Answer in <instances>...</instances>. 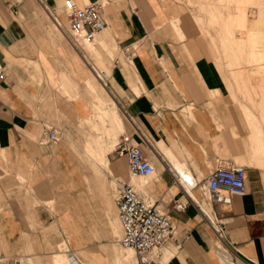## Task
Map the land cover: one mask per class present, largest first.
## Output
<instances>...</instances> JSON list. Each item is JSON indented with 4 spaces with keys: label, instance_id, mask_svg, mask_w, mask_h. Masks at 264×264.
<instances>
[{
    "label": "crops",
    "instance_id": "0c3cea01",
    "mask_svg": "<svg viewBox=\"0 0 264 264\" xmlns=\"http://www.w3.org/2000/svg\"><path fill=\"white\" fill-rule=\"evenodd\" d=\"M69 1L82 6L94 0H0V259L23 256L54 264L57 256L72 255L86 264H119L120 245L107 252L109 261L84 251L106 242L108 222L113 236L119 232L114 193L121 180L111 177L127 174L126 159L106 155L101 142L86 141L91 132L85 125L97 99V115L105 113L103 121L113 129L123 127L115 99L125 112L124 133L154 165L152 175L135 178L136 189L174 225L173 237L148 254L153 264H264L258 179L247 174L245 192L230 195L229 203L211 198L204 186L217 165L235 159L264 170V145L254 136L258 123L251 118L259 111L242 107L249 127L243 156L245 134L236 110L225 95L211 93L223 79L236 92L232 61L209 59L210 46L218 52L214 38L207 48L193 23L188 27L182 13L172 16L159 0H103L100 48L112 53L107 45H134L135 53L113 65L101 89L83 57L88 52L77 51L62 30ZM179 18L185 36L180 41L169 24ZM197 29L209 35L199 22ZM44 124L58 131L55 142L47 139ZM182 175L195 186L186 188ZM186 199L185 209L173 207Z\"/></svg>",
    "mask_w": 264,
    "mask_h": 264
},
{
    "label": "rangeland",
    "instance_id": "374dc122",
    "mask_svg": "<svg viewBox=\"0 0 264 264\" xmlns=\"http://www.w3.org/2000/svg\"><path fill=\"white\" fill-rule=\"evenodd\" d=\"M159 1L162 4L166 5L168 9L172 10V16L176 11L182 13L183 18L188 22V27L189 23L192 22L195 27L196 38L200 39L207 48L209 47L210 37L214 38V43H216V45L218 46V52L213 45L212 47L210 46V49L214 51L211 55H215V57L209 55V59L213 60V62L215 63L216 61L214 59H216L218 55L219 59H230L232 61L230 69L233 84L232 88L236 92L234 94L230 93L228 85L226 83L227 81L224 82L223 79L221 80L219 86H216L211 90V93L212 95H225L227 97L226 104L232 109L236 110L237 115L234 118H236L237 122L242 126L243 132L245 134L243 135L245 149L243 156L247 155V143L245 141L248 140L247 134L249 132V127L245 120L246 115L244 114V111L246 110L242 107H252L256 108L254 109V111H259L258 113L260 114H258V117L251 118L254 119V123H258V131L254 133V136H256V139L258 138L260 143L264 145V21H258L256 25H253L254 19H256V17H259L258 13L261 10L264 11V0H206L208 3V7L206 6V4L201 3L203 2V0H199L200 3H197L196 0L195 2L194 0ZM212 11L215 13L213 14ZM217 13H224L228 16V18H220ZM198 22L202 25V27L206 30V33H208L209 35L205 36L204 34L199 32V30L197 29ZM169 24L172 28V31L179 38H177L179 41L185 37L181 35L182 27L180 18L177 21H169ZM176 25L177 27H179V32H177L176 30ZM55 29L60 37L64 38L63 35H61V33L58 31V29ZM98 37L99 36H97L96 39L91 43L79 42L77 51L79 50L82 53V51L80 50L82 48L86 52H88L86 55H83V57L88 62V67L91 71L92 69L90 66L95 64L94 66L98 67V69L105 70L108 74H110L111 77V70L113 67L114 59L117 58L120 62L124 63L123 60L124 58L126 59V57L123 54L122 50L110 47L109 45H107V47L112 51V53L108 52L107 49L102 50L98 44ZM95 48L96 50H94ZM214 69L218 70L217 65ZM218 74H221L220 71L218 72ZM92 78L94 79V76H92ZM95 83L97 86L103 89L102 87L104 86L100 85V82L99 84L95 80ZM90 91L94 94L92 88H90ZM96 101L97 99L91 102L93 113L90 117H88V121H86L85 123L86 127L91 132V135L87 136L86 141L95 140L99 142V144L101 142L106 149V155L108 153L114 155L115 153L111 150L114 143L118 140V136H120L121 133L124 132L129 133L128 130H125V123L127 124L125 112L123 106L117 103V101L114 99L117 106L116 111L123 120L124 125L123 127H120L121 125L117 126L116 123V126L118 128L113 129L111 123H109L108 121H103L105 113H101V117L97 115V113L101 112V110H99L98 108L95 109L94 106H92V104ZM235 162L238 165H245L247 167V174L250 176L251 180L256 181L258 179V185H260L262 188L264 198V170L251 166L249 164H243L237 159H235ZM100 166L106 167L101 164ZM225 166L229 165L225 164ZM105 170L107 171V169ZM126 175V171L122 172L119 176L117 173H112L111 179L113 178L114 180L118 179L126 181ZM131 183L136 188L138 187L136 179H131ZM114 213L117 219L116 209ZM117 223L119 227L118 234L116 233L113 236L112 224L111 222H108V228L104 229V233L102 235V238L106 242L102 244L92 245L93 247H88L86 250H84L87 253L88 257L101 254L104 259L108 261L110 260L107 252L111 247L119 246V242L114 241L117 240L121 234L118 219ZM96 238L99 237L96 236ZM58 244L55 245V251L57 250ZM68 252L73 253L72 250H69ZM118 255L120 258L118 261L119 264H138L137 256L131 249L119 247ZM66 256L67 255L57 256L54 260V264H86L81 263L78 259L75 258V256L71 255V259L67 258ZM48 260L49 259L42 260L40 258L24 259L23 256L8 260L7 257H5L4 259H0V264H16L17 261L22 264H48Z\"/></svg>",
    "mask_w": 264,
    "mask_h": 264
},
{
    "label": "built area",
    "instance_id": "2783aa9c",
    "mask_svg": "<svg viewBox=\"0 0 264 264\" xmlns=\"http://www.w3.org/2000/svg\"><path fill=\"white\" fill-rule=\"evenodd\" d=\"M105 4L103 0H94L78 6L69 1L65 11L67 25L62 30H65L68 39L76 49L79 47V41L92 42L104 29L106 24L102 11ZM122 52L126 59H130L135 53V46H124ZM117 64L119 60L116 58L113 65ZM90 67L100 83L106 86L110 74L94 65ZM3 78L4 69L0 67V80ZM44 129L50 142L58 139V131L55 127L44 124ZM112 151L117 156H124L127 166V180L119 181L114 195V205L121 228L119 243L123 247L134 250L138 264H153L154 261L149 258L148 253L162 247L173 237L174 225L167 214L159 211L151 201L139 194L131 183V179L151 175L154 173V165L145 156L141 146L126 133H121ZM246 177L247 167L245 166L219 164L211 171L204 186L211 198L229 203L230 195H241L245 192ZM181 178L186 188L191 189L195 186V182L192 183L185 175ZM188 197L194 200L189 194ZM187 201V199L175 201L173 207L183 210Z\"/></svg>",
    "mask_w": 264,
    "mask_h": 264
},
{
    "label": "bare ground",
    "instance_id": "6f19581e",
    "mask_svg": "<svg viewBox=\"0 0 264 264\" xmlns=\"http://www.w3.org/2000/svg\"><path fill=\"white\" fill-rule=\"evenodd\" d=\"M258 15H259V17H258L259 20H258V21H264V11L261 10V11L258 13ZM97 35H99V34H97ZM97 35H96V37H97ZM64 36L66 37V35H64ZM96 37H95V39H96ZM66 38H67V40L70 42V40L68 39V37H66ZM95 39H94V40H95ZM94 40H93V41H94ZM93 41H92V42H93ZM79 42L91 43V42H85V41H79ZM70 43H71V42H70ZM71 45H72V44H71ZM72 46H73V45H72ZM102 85H103V84H102ZM103 86H104V85H103ZM104 87H105V86H104ZM94 108L96 109V108H98V107L95 106ZM103 114H104V113H103ZM115 143H116V142H115ZM115 143H114V145H115ZM114 145H113V148H114ZM113 148H112V150H113ZM112 150H111V151H112ZM152 174H153V173H152ZM152 174H151V175H152ZM134 179H135V178H134ZM192 183H193V182H192ZM119 238H120V237H119ZM118 242H119V241H118ZM119 245H120V243H119ZM121 247H123V246H121ZM123 248L131 249L130 247H123ZM131 250L134 252L133 249H131ZM154 250H155V249H153L152 251H154ZM152 251H150L149 253H151ZM134 253H135V252H134ZM149 253H148V254H149ZM135 255H136V253H135ZM137 261H138V258H137Z\"/></svg>",
    "mask_w": 264,
    "mask_h": 264
}]
</instances>
